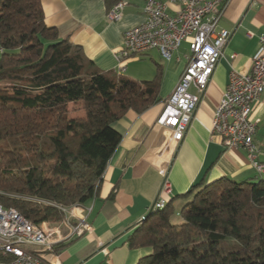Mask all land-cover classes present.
Wrapping results in <instances>:
<instances>
[{"label":"trees","instance_id":"trees-1","mask_svg":"<svg viewBox=\"0 0 264 264\" xmlns=\"http://www.w3.org/2000/svg\"><path fill=\"white\" fill-rule=\"evenodd\" d=\"M120 1L103 0L106 12ZM0 52V204L32 224H58L56 208L7 195L86 207L120 142L111 125L159 102V75L137 82L99 71L46 27L40 0H0ZM180 198L127 239L130 249L152 250L137 264H264V178L198 183Z\"/></svg>","mask_w":264,"mask_h":264},{"label":"crops","instance_id":"crops-1","mask_svg":"<svg viewBox=\"0 0 264 264\" xmlns=\"http://www.w3.org/2000/svg\"><path fill=\"white\" fill-rule=\"evenodd\" d=\"M40 1L46 27L55 29L59 40L79 46L102 72L116 71L114 55L121 47L124 32L144 22L141 0H127L116 22L106 18L103 0ZM218 29L227 30L230 37L178 144L155 121L185 67L188 45L182 43L187 51L180 53V46L169 62L162 60L156 50H150L124 63V78L142 82L159 75V102L140 114L129 110L111 125L120 135V142L106 165L97 196L76 213L84 218L90 231L58 244L53 253H43L38 247L28 251L41 253L50 264H137L152 250L130 249L127 239L152 211L161 183V166H168L172 186L168 203L172 201V206L181 205L184 199L180 196L198 183L208 185L220 179L255 183L264 178V173L259 175L252 168L243 150H224L221 138L211 133L212 116L231 70L248 74L252 60L260 52L264 0H231ZM190 92L195 94L194 89ZM252 118L259 120L254 145L257 161L264 166V94L253 106ZM51 226H58L63 236L67 234L63 225Z\"/></svg>","mask_w":264,"mask_h":264},{"label":"built area","instance_id":"built-area-1","mask_svg":"<svg viewBox=\"0 0 264 264\" xmlns=\"http://www.w3.org/2000/svg\"><path fill=\"white\" fill-rule=\"evenodd\" d=\"M230 1L146 0L142 6L144 22L124 32L121 47L114 55L115 72L122 76L124 63L132 57L156 50L165 62H169L182 43L188 45L185 67L155 121L156 125L169 131L173 143L183 140L201 96L223 56L230 32L218 29V24ZM126 5L125 1L118 2L107 12L106 18L110 22L119 21ZM259 43L260 52L252 60L248 74L231 70L228 85L212 116L211 133L221 138L224 150H243L252 168L260 175L264 173V166L257 161L258 151L254 145L259 120H254L252 113L253 106L264 94V33L260 35ZM191 89L195 94L190 92ZM158 174L161 183L152 207L160 206L172 195L168 166H161ZM0 195L4 194L0 192ZM7 196L56 208L64 216L59 226L66 227L67 234L63 236L59 227L51 226L49 222L32 224L15 209L0 204V264H50L41 253L21 247H38L43 253H53L58 244L90 231L84 218L76 215L84 210L83 206L66 208L36 197Z\"/></svg>","mask_w":264,"mask_h":264},{"label":"rangeland","instance_id":"rangeland-1","mask_svg":"<svg viewBox=\"0 0 264 264\" xmlns=\"http://www.w3.org/2000/svg\"><path fill=\"white\" fill-rule=\"evenodd\" d=\"M185 51H187V47L182 45L181 49H180V53H185ZM124 73H122V76L126 77V74L124 75ZM82 115H83L82 110L79 107H74L72 109V112H71V116L72 117H81ZM184 203H186V201H184L183 204ZM177 212H178V208L175 207L174 208V212L172 213V216H171V223L174 224V225H179L181 223V218L179 217ZM21 248L22 249H29L30 246H22Z\"/></svg>","mask_w":264,"mask_h":264},{"label":"bare ground","instance_id":"bare-ground-1","mask_svg":"<svg viewBox=\"0 0 264 264\" xmlns=\"http://www.w3.org/2000/svg\"><path fill=\"white\" fill-rule=\"evenodd\" d=\"M148 2H155V0H148ZM160 57L162 58V60H164V58L161 55ZM167 204H168V198L165 199V201H163L160 206H153L152 212L163 211L166 208Z\"/></svg>","mask_w":264,"mask_h":264}]
</instances>
